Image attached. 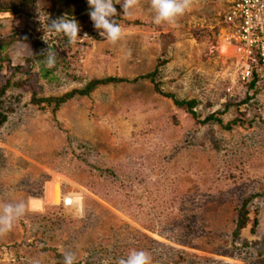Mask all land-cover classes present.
I'll return each instance as SVG.
<instances>
[{"label":"rangeland","instance_id":"rangeland-1","mask_svg":"<svg viewBox=\"0 0 264 264\" xmlns=\"http://www.w3.org/2000/svg\"><path fill=\"white\" fill-rule=\"evenodd\" d=\"M11 1L22 2L0 4ZM84 1L0 12V205L27 204L0 233V264H57L66 252L74 264H117L131 249L151 264H264V70L254 89L253 77L242 80L247 59L223 22L228 0H189L172 25L154 23L150 0L125 17L117 4L114 44ZM60 7L80 24L75 44L39 20L61 17ZM47 43L54 68L42 62ZM111 77L130 82L56 111L38 102ZM176 100L196 101V116ZM56 186L62 201L51 203ZM68 195L83 207L66 206Z\"/></svg>","mask_w":264,"mask_h":264},{"label":"clouds","instance_id":"clouds-1","mask_svg":"<svg viewBox=\"0 0 264 264\" xmlns=\"http://www.w3.org/2000/svg\"><path fill=\"white\" fill-rule=\"evenodd\" d=\"M89 5L88 15L93 27L104 41L117 43L121 40L123 31L121 25L116 21L118 16L116 5L122 9V16H129L134 10L137 0H87ZM151 10L154 12L153 21L159 25L166 23L172 25L189 8V0H150ZM39 20L50 33H60L67 37L70 44H75L80 36V24L74 16L65 14L57 19H50L49 15L45 22ZM48 44V43H47ZM56 52L48 44V48L42 53L43 63L48 68H54L56 64ZM27 210V204L23 201L9 202L0 205V233H5L13 228L14 223L22 217ZM76 257L74 253L66 252L63 264H74ZM117 264H151L150 255L143 250L131 249L126 257L118 260Z\"/></svg>","mask_w":264,"mask_h":264},{"label":"built area","instance_id":"built-area-1","mask_svg":"<svg viewBox=\"0 0 264 264\" xmlns=\"http://www.w3.org/2000/svg\"><path fill=\"white\" fill-rule=\"evenodd\" d=\"M223 22L247 59L242 80L250 82L255 70H264V0H228Z\"/></svg>","mask_w":264,"mask_h":264},{"label":"trees","instance_id":"trees-1","mask_svg":"<svg viewBox=\"0 0 264 264\" xmlns=\"http://www.w3.org/2000/svg\"><path fill=\"white\" fill-rule=\"evenodd\" d=\"M28 1L30 0H22L21 3L19 4H14V1H11L9 4H0V12H14L15 14H19L22 12V10L24 11V8L26 6V4L28 3ZM62 2H64L65 0H60ZM86 2V3H85ZM87 0L84 1V9L89 10V5H87ZM15 7L14 9L10 10L11 7ZM67 13L68 15H73V12L70 11V9L68 8H59V16H63L64 14L62 13ZM58 14V13H56ZM39 60H41L42 58L38 57ZM155 75L151 74V75H147L145 77H142L141 79H148V80H152L154 81ZM256 80H257V76L254 73L253 76V80L250 83V88L254 89L256 87ZM130 82L128 79L125 78H106V79H102V80H93L91 82H89L83 89L81 90H74L70 93H67L61 97L58 98H43V99H38L39 103H46L50 106H54V111L59 110L64 104H66L68 101L74 99L75 97L79 96V97H85V96H89L90 94H92L94 91H96L99 87H103V86H109V85H117V84H121V83H127ZM5 93V88L0 89V98L2 97V95ZM175 104L177 107L188 110L191 114H193L194 116H196V113L194 112V108L197 105L196 101H175ZM215 120L214 117H210L206 120V122H210ZM4 121V119H3ZM2 121V122H3ZM236 124L235 121H233L232 123H230L226 129L227 130H232V126ZM247 203L245 204V208H247ZM246 216L247 214L244 215V217H241L240 220L238 221V226H237V230H236V235L238 236L240 231L242 229H244L246 227ZM63 255H58V262L57 264H63Z\"/></svg>","mask_w":264,"mask_h":264},{"label":"bare ground","instance_id":"bare-ground-1","mask_svg":"<svg viewBox=\"0 0 264 264\" xmlns=\"http://www.w3.org/2000/svg\"><path fill=\"white\" fill-rule=\"evenodd\" d=\"M221 51L224 55L231 54L230 45L229 44H223L221 47ZM47 196L50 197L49 198L50 200H52V201H50L51 203L52 202L57 203V202L62 201V196L60 194L58 186H56L55 188H52L51 191L49 190V193L47 194ZM63 201L66 203V206H77L78 208L83 207V203H82L81 199L75 195H68V196L64 197ZM38 205L39 204H35V206H37V207H38Z\"/></svg>","mask_w":264,"mask_h":264}]
</instances>
